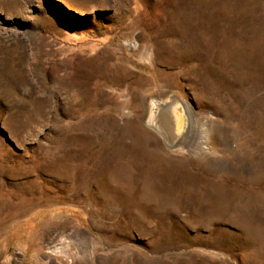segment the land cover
Wrapping results in <instances>:
<instances>
[{"label": "rangeland", "instance_id": "rangeland-1", "mask_svg": "<svg viewBox=\"0 0 264 264\" xmlns=\"http://www.w3.org/2000/svg\"><path fill=\"white\" fill-rule=\"evenodd\" d=\"M0 264H264V0H0Z\"/></svg>", "mask_w": 264, "mask_h": 264}, {"label": "bare ground", "instance_id": "bare-ground-1", "mask_svg": "<svg viewBox=\"0 0 264 264\" xmlns=\"http://www.w3.org/2000/svg\"><path fill=\"white\" fill-rule=\"evenodd\" d=\"M177 99V97L173 96L168 101H155L153 110L149 117V125L163 136L170 148L188 147L190 143L188 141L190 138L187 139L190 134L185 132V115L181 111L179 102L177 103ZM185 108L189 118L193 116L191 115V107L189 108V106L186 105ZM188 132H190V128ZM61 253L66 256L68 255L66 249Z\"/></svg>", "mask_w": 264, "mask_h": 264}, {"label": "water", "instance_id": "water-1", "mask_svg": "<svg viewBox=\"0 0 264 264\" xmlns=\"http://www.w3.org/2000/svg\"><path fill=\"white\" fill-rule=\"evenodd\" d=\"M179 102V106H180V108H181V111L184 113V115H185V124H186V128H185V132L187 133L188 132V130H189V126H190V124H189V121H190V118H189V116L187 115V113H186V108H185V106H186V104L185 103H183L180 99H177V103Z\"/></svg>", "mask_w": 264, "mask_h": 264}]
</instances>
